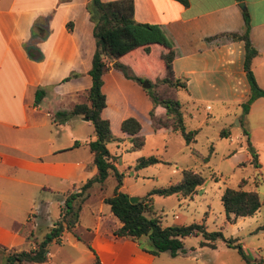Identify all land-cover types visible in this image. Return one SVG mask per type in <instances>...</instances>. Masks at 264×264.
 <instances>
[{
  "label": "crops",
  "instance_id": "crops-1",
  "mask_svg": "<svg viewBox=\"0 0 264 264\" xmlns=\"http://www.w3.org/2000/svg\"><path fill=\"white\" fill-rule=\"evenodd\" d=\"M131 1L133 21L157 26L171 45L172 76L184 83V89L172 91V97L176 100V92L182 91L193 105L211 103L225 114L233 109L235 130L222 129L218 137L238 146V165H251L242 134L245 130L256 153L253 168H257L259 157L264 156V98L254 99L241 116V105L249 94L242 68L243 43L224 34L242 33L244 12L248 40L256 52L251 75L264 92V0H186L184 7L173 0ZM88 3L89 0H0V264L7 255L34 249L33 242L41 238L39 227H51L59 218V196L76 192L95 175L91 156L86 154L91 140L84 130L89 122L82 117L53 122L56 112L86 104L88 71L95 48ZM127 61L126 57L118 59L126 66ZM108 66L101 77L105 107L100 116L108 120L112 135L121 139L107 144L106 149L114 158L111 164L123 177L126 161L133 166L139 150H130V142L119 131L120 122L132 117L140 124V135L144 125L155 133L144 89L141 91V85ZM38 90L42 97L34 103ZM123 90L134 93L138 100L128 103ZM75 119L79 124L70 128L69 122ZM235 152L226 157L233 158ZM131 170V174L138 171L133 167ZM201 187L188 198L173 196L191 200L201 193ZM46 195L52 199L43 198ZM105 197L108 196L100 189L92 196L86 192L74 229L78 239L63 231L58 242L49 244L46 261L41 264H93L94 260L97 264H215L216 254L230 250L222 241L221 247H199L201 238L196 236L198 240L193 245L185 246L183 242L186 254L173 258L165 253L151 255L137 242L113 235L119 222L109 209H104L101 200ZM90 198L93 206L84 215V204ZM52 200L57 204V215L47 223ZM208 219V212H204L200 222L194 224H201L207 231ZM242 219L228 224L223 218L219 228L234 230ZM186 220L174 217L164 226L159 223L161 227L192 224Z\"/></svg>",
  "mask_w": 264,
  "mask_h": 264
},
{
  "label": "trees",
  "instance_id": "trees-1",
  "mask_svg": "<svg viewBox=\"0 0 264 264\" xmlns=\"http://www.w3.org/2000/svg\"><path fill=\"white\" fill-rule=\"evenodd\" d=\"M173 1L183 7L186 6V0ZM86 9L93 24L92 37L95 45L88 71L90 86L86 94V104L74 105L68 112H56L53 122L67 121L71 117H82L90 123L94 139L87 143V149L91 156V165L95 168V175L79 186L76 192L59 196V218L53 222L51 227H39L41 238L38 242H33L34 249L7 255L4 264L44 263L47 247L51 242H58L63 231L71 232L78 239L74 229L82 203L86 198V192L93 184H98L102 188L108 176L113 178L114 186L111 195L103 198L101 202L108 207L111 215L119 222V227L113 231V235L137 242L142 250L151 255L165 253L172 258L186 254L183 239L188 236H200L199 247L213 248L214 242L220 240L227 248L235 249L244 264H254L236 238L224 239L219 231L207 232L201 224L161 227L158 218L154 216L150 202L152 195L162 197L176 195L180 198H188L204 183L200 173L189 169L182 170L178 182L169 184L165 188L152 189L141 201L133 204L128 202V195L120 190L122 173L117 172L111 164L114 158L109 155L106 145L111 142H120L121 139L112 135L108 120L100 116L105 107V97L100 90L101 77L107 72L109 64L126 80L139 85L144 81L148 85L144 92L151 105L148 117L152 121L155 134L178 132L187 146L194 143L196 132L185 129L180 105L171 95L173 90L184 89V83L172 76L173 52L161 30L157 26L135 23L132 19L131 0L110 2L89 0ZM242 18L244 25L240 35L224 34L232 40H239L243 43L242 68L248 83L249 94L241 105V116L246 114L248 106L254 99L264 98V92L257 87L251 75V61L256 52L248 40L249 27L244 12ZM121 57H126L129 65L118 62ZM41 97L42 91H36L34 103H38ZM119 131L130 142L131 151L142 148L144 139L139 134L140 124L136 119L132 117L123 119L119 124ZM242 134L245 138V150L250 156V164L255 166L256 153L250 146L247 132L242 130ZM157 163L159 161L154 157H139L135 160L133 170L143 169ZM242 184L243 181L239 182L236 189L225 188L220 195L224 220L228 224L235 223L238 218L254 215L260 207L256 192L244 191ZM93 264H97V261L94 260Z\"/></svg>",
  "mask_w": 264,
  "mask_h": 264
},
{
  "label": "rangeland",
  "instance_id": "rangeland-1",
  "mask_svg": "<svg viewBox=\"0 0 264 264\" xmlns=\"http://www.w3.org/2000/svg\"><path fill=\"white\" fill-rule=\"evenodd\" d=\"M138 88L142 91L141 86ZM123 91L128 103L138 100L139 97L134 93L130 94L125 90ZM175 96L181 106L185 129L196 131L194 143L186 146L179 133L155 135L151 130H147L144 125L141 131L144 144L138 151V157H154L159 163L131 174L133 166L126 161L127 168L123 169L120 190L129 197L141 201L150 190L165 188L169 184L178 182L182 170L189 169L195 173H200L204 179L201 193L191 200H178L173 195L167 197L151 196V209L158 217L161 225L164 226L172 222L174 217H186L187 223H199L203 218V213L208 212L209 219L205 224L208 232L219 231L223 237L236 238L254 264H264V228L261 229L264 224V202L262 201L264 195V156L259 157L257 168L246 163L238 165L240 163L238 146L218 137L222 129L230 127L231 130H235L237 119L231 117L233 109H229L225 114L221 107L211 103L198 106L191 104L182 91H177ZM206 105L209 110L205 109ZM146 106H148L147 100ZM144 116L147 118L146 114ZM78 124L76 119L69 122L70 128L73 129ZM84 135L91 141L94 139L90 123L85 127ZM234 150H236L234 157L227 158L226 155ZM86 152L88 154V151ZM172 170L174 172H171ZM241 181H243L242 189L244 191L251 190L258 193L260 207L254 215L243 218L234 230L229 228L220 230L219 222L224 218L220 205V195L225 188L236 189ZM113 186L114 180L108 176L102 188L98 184H93L87 190V194L95 195L96 191L100 189V192L105 196H110ZM43 198L52 199V196L46 195ZM92 198L85 202L82 214L86 215L88 208L93 206ZM51 203L52 206H49L47 212V223L53 222L57 215V204L54 201ZM103 207L108 211L107 206L104 205ZM197 240L196 236H188L183 242L185 246H189L195 244ZM219 241L217 240L214 244L221 247ZM215 264L244 263L236 250L230 248L227 254H216Z\"/></svg>",
  "mask_w": 264,
  "mask_h": 264
},
{
  "label": "water",
  "instance_id": "water-1",
  "mask_svg": "<svg viewBox=\"0 0 264 264\" xmlns=\"http://www.w3.org/2000/svg\"><path fill=\"white\" fill-rule=\"evenodd\" d=\"M239 7L242 8L241 4H239ZM141 88L144 89V90L148 88V85L146 84V82L142 81V83H141ZM83 120L86 121L85 118H84ZM137 201H138L137 198L128 197V202H129L130 204H133V203H135V202H137Z\"/></svg>",
  "mask_w": 264,
  "mask_h": 264
}]
</instances>
